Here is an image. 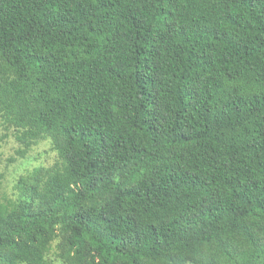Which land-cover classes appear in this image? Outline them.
<instances>
[{"label": "trees", "instance_id": "16d2710c", "mask_svg": "<svg viewBox=\"0 0 264 264\" xmlns=\"http://www.w3.org/2000/svg\"><path fill=\"white\" fill-rule=\"evenodd\" d=\"M0 120V264H264V0H0Z\"/></svg>", "mask_w": 264, "mask_h": 264}, {"label": "rangeland", "instance_id": "374dc122", "mask_svg": "<svg viewBox=\"0 0 264 264\" xmlns=\"http://www.w3.org/2000/svg\"><path fill=\"white\" fill-rule=\"evenodd\" d=\"M50 147L49 140H41L21 155L20 145L15 140L13 129L5 130L0 120V171L3 173L0 195L8 196L14 192L17 178L26 170L40 165H50L56 158V152ZM47 258L51 260V264H65L55 259L52 254Z\"/></svg>", "mask_w": 264, "mask_h": 264}]
</instances>
